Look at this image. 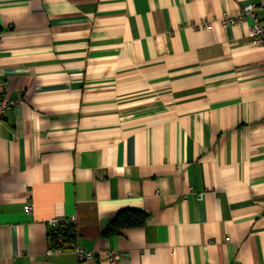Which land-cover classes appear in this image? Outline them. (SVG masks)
<instances>
[{"label": "crops", "instance_id": "crops-1", "mask_svg": "<svg viewBox=\"0 0 264 264\" xmlns=\"http://www.w3.org/2000/svg\"><path fill=\"white\" fill-rule=\"evenodd\" d=\"M262 1L0 0V264H264Z\"/></svg>", "mask_w": 264, "mask_h": 264}, {"label": "built area", "instance_id": "built-area-1", "mask_svg": "<svg viewBox=\"0 0 264 264\" xmlns=\"http://www.w3.org/2000/svg\"><path fill=\"white\" fill-rule=\"evenodd\" d=\"M251 16L253 18V24L250 27L249 35L252 37L253 42L258 46H264V1L258 3L250 2L242 7L240 13V19L243 17ZM225 22H234V16L225 17ZM204 27H210V24H205ZM5 90L4 84L0 82V93ZM15 104L14 101H4L0 99V111H5L10 105ZM33 208L32 203H27L25 209L31 211ZM64 223H71L73 226H77V219L75 216L70 218L54 217L49 220V235H50V247L48 254L53 252H63L66 249L73 250L78 256L80 261H88L95 258V253L91 250L85 249L79 246L75 241H66L65 236L61 231V227ZM57 231L56 241L59 245H55L53 241V232ZM124 255L117 249H110L107 251L104 259V264H124Z\"/></svg>", "mask_w": 264, "mask_h": 264}, {"label": "trees", "instance_id": "trees-1", "mask_svg": "<svg viewBox=\"0 0 264 264\" xmlns=\"http://www.w3.org/2000/svg\"><path fill=\"white\" fill-rule=\"evenodd\" d=\"M146 219L147 214L141 210L123 209L110 222V224L105 227L103 235L112 236L120 234L124 228L142 226L146 222ZM61 231L65 236L66 241H75L77 228L71 225V223H64L61 227ZM52 234L55 245H59V243L56 241L57 231H54Z\"/></svg>", "mask_w": 264, "mask_h": 264}]
</instances>
